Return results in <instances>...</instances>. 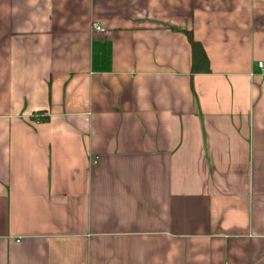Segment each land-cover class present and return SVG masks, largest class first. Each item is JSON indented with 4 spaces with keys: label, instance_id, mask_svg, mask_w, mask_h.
I'll return each mask as SVG.
<instances>
[{
    "label": "crops",
    "instance_id": "crops-1",
    "mask_svg": "<svg viewBox=\"0 0 264 264\" xmlns=\"http://www.w3.org/2000/svg\"><path fill=\"white\" fill-rule=\"evenodd\" d=\"M258 62L264 0H0V264H264Z\"/></svg>",
    "mask_w": 264,
    "mask_h": 264
},
{
    "label": "trees",
    "instance_id": "trees-1",
    "mask_svg": "<svg viewBox=\"0 0 264 264\" xmlns=\"http://www.w3.org/2000/svg\"><path fill=\"white\" fill-rule=\"evenodd\" d=\"M189 40L192 44L194 53H195V61H194V66H193V73L196 72H209V63L208 59L204 54V51L200 47V45L197 42H194L193 36L190 32H187ZM204 60V62L202 61Z\"/></svg>",
    "mask_w": 264,
    "mask_h": 264
},
{
    "label": "built area",
    "instance_id": "built-area-1",
    "mask_svg": "<svg viewBox=\"0 0 264 264\" xmlns=\"http://www.w3.org/2000/svg\"><path fill=\"white\" fill-rule=\"evenodd\" d=\"M93 27H94L95 30H97L99 32H104L105 31V29L98 23L94 24ZM258 66H259V68L262 69V71H264V62H258Z\"/></svg>",
    "mask_w": 264,
    "mask_h": 264
}]
</instances>
